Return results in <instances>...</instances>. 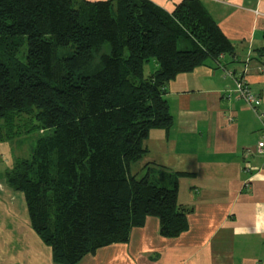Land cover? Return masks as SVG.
I'll return each instance as SVG.
<instances>
[{"label": "trees", "instance_id": "1", "mask_svg": "<svg viewBox=\"0 0 264 264\" xmlns=\"http://www.w3.org/2000/svg\"><path fill=\"white\" fill-rule=\"evenodd\" d=\"M233 52L201 0L171 13L148 0H0V141L51 131L5 182L53 264L125 244L147 217L164 238L187 230L176 177L151 179L144 141L171 125L166 84Z\"/></svg>", "mask_w": 264, "mask_h": 264}, {"label": "crops", "instance_id": "2", "mask_svg": "<svg viewBox=\"0 0 264 264\" xmlns=\"http://www.w3.org/2000/svg\"><path fill=\"white\" fill-rule=\"evenodd\" d=\"M148 1L171 13L182 0ZM201 2L234 52L169 81L164 99L171 125L151 130L144 141V162L156 170L151 179L169 185L176 177L187 230L164 238L157 218L147 217L125 244L103 247L78 264H264L261 125L224 74L243 79L264 108V0ZM24 246L18 250L0 227V264H39L31 244ZM47 259L52 264L51 253Z\"/></svg>", "mask_w": 264, "mask_h": 264}, {"label": "rangeland", "instance_id": "3", "mask_svg": "<svg viewBox=\"0 0 264 264\" xmlns=\"http://www.w3.org/2000/svg\"><path fill=\"white\" fill-rule=\"evenodd\" d=\"M60 52L61 56L68 55L67 51L62 50ZM104 52V50H101L99 53L93 55V67L98 64L100 56L104 54ZM154 65L153 62L145 65L144 74L149 75L152 73L155 68ZM29 124L30 123L24 120L22 126L30 129L31 126ZM24 132L21 135L19 133L17 135L14 134L17 137L10 142L0 141V202H2L0 206V227L3 231L5 230L6 237L12 240V243H17L18 250H23L25 248L24 245L31 244L34 249L32 254L33 257H38L39 264H47V253H51L50 249L45 246L31 230L22 194L12 191L5 182V172L12 167L14 160L16 158H30L37 139L47 137L51 134V131L42 130L30 134H26L25 130ZM154 170L155 169H152V172H154Z\"/></svg>", "mask_w": 264, "mask_h": 264}, {"label": "built area", "instance_id": "4", "mask_svg": "<svg viewBox=\"0 0 264 264\" xmlns=\"http://www.w3.org/2000/svg\"><path fill=\"white\" fill-rule=\"evenodd\" d=\"M226 77L233 80V93L234 95L242 100L257 116L261 125V138L257 144L258 153H264V108H260L258 96L250 89L246 82L240 77H233L230 72L224 73Z\"/></svg>", "mask_w": 264, "mask_h": 264}]
</instances>
